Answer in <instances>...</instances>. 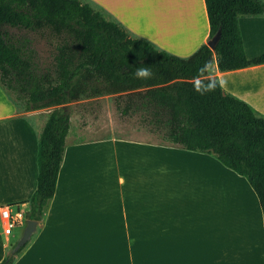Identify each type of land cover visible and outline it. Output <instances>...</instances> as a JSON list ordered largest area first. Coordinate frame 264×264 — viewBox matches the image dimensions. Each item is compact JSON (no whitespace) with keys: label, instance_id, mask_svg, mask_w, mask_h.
I'll return each instance as SVG.
<instances>
[{"label":"crops","instance_id":"crops-1","mask_svg":"<svg viewBox=\"0 0 264 264\" xmlns=\"http://www.w3.org/2000/svg\"><path fill=\"white\" fill-rule=\"evenodd\" d=\"M90 1L158 51L185 58L208 42L204 0ZM238 23L246 58L264 55V15ZM209 77L264 116V64L230 72L214 65ZM39 112H19L0 88V207L24 215L43 126L26 117ZM220 178L235 185L238 201L216 199ZM243 178L210 154L136 138L82 140L70 123L54 196L14 264H264L260 205L250 218L238 204L240 190L258 201ZM26 221L6 237L0 220V262Z\"/></svg>","mask_w":264,"mask_h":264},{"label":"trees","instance_id":"trees-1","mask_svg":"<svg viewBox=\"0 0 264 264\" xmlns=\"http://www.w3.org/2000/svg\"><path fill=\"white\" fill-rule=\"evenodd\" d=\"M204 3L208 41L217 31L220 38L214 50L206 43L181 58L132 35L89 0H0V88L24 103L23 112L49 110L37 132V182L27 201V220L40 222L54 196L70 104L113 96L121 116L140 114L162 130L164 142L213 155L244 177L264 227V116L209 77L214 65L230 72L264 64V55L246 58L238 23L241 17L264 15V0ZM5 28L59 39L53 66L42 69L34 51ZM16 243L0 264H14L28 244L15 250Z\"/></svg>","mask_w":264,"mask_h":264},{"label":"rangeland","instance_id":"rangeland-1","mask_svg":"<svg viewBox=\"0 0 264 264\" xmlns=\"http://www.w3.org/2000/svg\"><path fill=\"white\" fill-rule=\"evenodd\" d=\"M5 31L13 39L19 40L20 42L24 41L28 50L34 51L35 61L39 63L42 69L51 68L53 66V58L56 55V47L60 44L59 39L50 35H40L37 33L18 31L11 28H5ZM9 95L11 99L16 102L18 111L23 112L24 103L17 102L14 95ZM69 109L71 133L73 137H78L82 140L136 138L153 143L164 142V133L162 130H159L157 127L149 124L147 121H143L140 114L130 115L127 117L121 116L116 109L113 96H102L81 100L77 103L70 104ZM48 112V109H43L40 110L38 114L29 115L26 118L32 124H36L37 128H40L42 124H44ZM217 182V185L214 184L216 199L220 196L223 198L229 197L228 201L231 204H233L234 201H238L236 195L237 188L232 182L225 178H220ZM211 192L214 193V187ZM239 197L238 204L245 207L246 213L250 218L251 216H254L257 211L256 205L258 201H254L250 197V194L248 195L245 190L244 192L242 190L239 191ZM217 203H219L218 200ZM212 204L217 205L213 194H211L209 199V205ZM21 231V229L17 231L18 235L15 239L16 241L20 238ZM16 241L11 242L12 245L9 250L12 249L11 247L16 243Z\"/></svg>","mask_w":264,"mask_h":264},{"label":"built area","instance_id":"built-area-1","mask_svg":"<svg viewBox=\"0 0 264 264\" xmlns=\"http://www.w3.org/2000/svg\"><path fill=\"white\" fill-rule=\"evenodd\" d=\"M25 219L24 213L17 206L6 204L0 207V220L6 237H9L17 227L24 225Z\"/></svg>","mask_w":264,"mask_h":264},{"label":"water","instance_id":"water-1","mask_svg":"<svg viewBox=\"0 0 264 264\" xmlns=\"http://www.w3.org/2000/svg\"><path fill=\"white\" fill-rule=\"evenodd\" d=\"M219 38H220V31H217L216 34L207 42V46L211 50H214ZM37 225H38V222L36 221H33V220L26 221L23 233L20 239L16 243L15 250L20 249L21 247H23L26 243L30 241L32 234L36 231Z\"/></svg>","mask_w":264,"mask_h":264},{"label":"clouds","instance_id":"clouds-1","mask_svg":"<svg viewBox=\"0 0 264 264\" xmlns=\"http://www.w3.org/2000/svg\"><path fill=\"white\" fill-rule=\"evenodd\" d=\"M144 72H145V70H143V69L139 70V74H140V75H143Z\"/></svg>","mask_w":264,"mask_h":264}]
</instances>
